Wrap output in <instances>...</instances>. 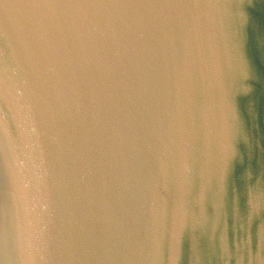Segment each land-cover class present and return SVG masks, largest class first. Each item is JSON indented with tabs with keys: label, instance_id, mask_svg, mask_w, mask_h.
Wrapping results in <instances>:
<instances>
[{
	"label": "water",
	"instance_id": "1",
	"mask_svg": "<svg viewBox=\"0 0 264 264\" xmlns=\"http://www.w3.org/2000/svg\"><path fill=\"white\" fill-rule=\"evenodd\" d=\"M0 264H264V0H0Z\"/></svg>",
	"mask_w": 264,
	"mask_h": 264
}]
</instances>
